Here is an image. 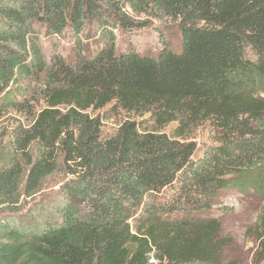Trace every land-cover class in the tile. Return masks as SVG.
<instances>
[{"label": "trees", "instance_id": "trees-1", "mask_svg": "<svg viewBox=\"0 0 264 264\" xmlns=\"http://www.w3.org/2000/svg\"><path fill=\"white\" fill-rule=\"evenodd\" d=\"M151 19L180 50L119 47ZM6 110L31 122L0 136V264H224L221 224L195 216L231 186L263 199L264 261V0H0Z\"/></svg>", "mask_w": 264, "mask_h": 264}, {"label": "rangeland", "instance_id": "rangeland-1", "mask_svg": "<svg viewBox=\"0 0 264 264\" xmlns=\"http://www.w3.org/2000/svg\"><path fill=\"white\" fill-rule=\"evenodd\" d=\"M150 25L140 32L120 38L121 48H136L143 53L155 55L166 41L176 50L181 48V35L177 27L170 22L149 20ZM41 42L47 55L54 51L62 53L71 59L75 55L76 42L69 32L62 36H47L41 33ZM98 39L94 32L87 31L81 41L87 52H93L97 47ZM31 117L15 110H6L0 115V136H3L18 123L28 125ZM118 120H107L104 133L109 135L116 131ZM8 140V138H6ZM207 141L206 133H199V145ZM37 201L41 199L38 196ZM263 199L253 191H242L238 187H229L223 190L215 199L212 208L204 214L197 215L198 219L218 220L222 227V236L227 239L224 264H264L255 263V254L259 240L253 227L259 217ZM30 205V204H28Z\"/></svg>", "mask_w": 264, "mask_h": 264}]
</instances>
